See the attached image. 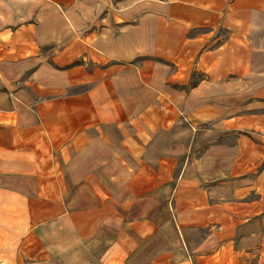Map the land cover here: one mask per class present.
Masks as SVG:
<instances>
[{"label": "crops", "instance_id": "1", "mask_svg": "<svg viewBox=\"0 0 264 264\" xmlns=\"http://www.w3.org/2000/svg\"><path fill=\"white\" fill-rule=\"evenodd\" d=\"M0 264H264V0H0Z\"/></svg>", "mask_w": 264, "mask_h": 264}]
</instances>
